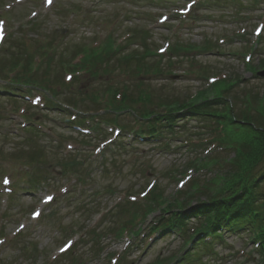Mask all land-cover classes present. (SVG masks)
Listing matches in <instances>:
<instances>
[{
  "label": "rangeland",
  "instance_id": "374dc122",
  "mask_svg": "<svg viewBox=\"0 0 264 264\" xmlns=\"http://www.w3.org/2000/svg\"><path fill=\"white\" fill-rule=\"evenodd\" d=\"M187 1L0 0V264H264L249 235L226 234L206 249L186 244L183 230L160 224L172 210L192 217L196 205L208 202L201 194L216 189L209 161L232 155L219 149L193 154L187 143L217 134L213 121L228 132V119L186 117L164 144L126 148L118 146L133 144L131 134L106 148L103 139L94 141L95 133L83 137L67 123L107 108L105 97L113 101L116 92L170 107L174 99L211 98L220 86L234 84L236 114L249 95L264 98V0ZM181 16L185 20L177 21ZM110 44L120 53L95 61ZM80 52L96 57L77 58ZM80 58L88 75L72 71ZM16 68L19 73L10 74ZM38 88L79 113L57 110ZM126 115L118 121L132 126L134 118ZM117 227L125 231L113 235ZM69 239L74 248L61 256Z\"/></svg>",
  "mask_w": 264,
  "mask_h": 264
},
{
  "label": "trees",
  "instance_id": "16d2710c",
  "mask_svg": "<svg viewBox=\"0 0 264 264\" xmlns=\"http://www.w3.org/2000/svg\"><path fill=\"white\" fill-rule=\"evenodd\" d=\"M111 44L95 61L102 62L103 57L111 59L112 56L120 53L121 50L111 48ZM90 54L87 55L88 59L95 56ZM87 64L84 63L85 68ZM137 75L145 77L146 74L140 71ZM22 77H26L25 74ZM233 85L220 86L223 90L211 98L203 93L191 103L177 105L171 102L174 108L162 104V101L156 102L157 105L147 106L145 101L126 99L125 93L122 99L117 101L115 99L117 92L113 94L112 103L121 105L115 106L114 110L117 113L130 111L141 120L148 119L151 123L148 129L157 128L161 121L166 123L163 127L165 132H170L174 124L184 121L186 117L192 116L208 121L209 118L217 117L228 119L227 126L230 130L227 132L225 128L223 144L228 156L232 155V157L213 158L214 160L209 161L210 166L213 167L212 172L216 171V177L213 179L216 189L202 193L201 195H209L208 202L196 207L195 210L202 217V228L207 227L204 232L206 236L213 235L217 238L219 232L252 231L254 242L259 244V254L264 258V98L260 99L261 92L249 95L245 109L242 111L239 107L236 114L234 108L237 103L239 106V101L236 102L233 95V87L235 88ZM47 90L49 91L48 88ZM229 103H231L230 107L227 106ZM162 107L168 109L164 114L158 112L164 109ZM152 108L158 110L152 111ZM231 124L235 127H230ZM181 208L183 207L179 206V209ZM202 240L201 238L196 246H201ZM202 248L210 249L206 246Z\"/></svg>",
  "mask_w": 264,
  "mask_h": 264
},
{
  "label": "snow or ice",
  "instance_id": "6c2138e0",
  "mask_svg": "<svg viewBox=\"0 0 264 264\" xmlns=\"http://www.w3.org/2000/svg\"><path fill=\"white\" fill-rule=\"evenodd\" d=\"M47 2L49 3V4H51L52 3V0H47ZM6 183H7V181H5ZM51 199V197H49V200ZM37 215H39L38 213H37Z\"/></svg>",
  "mask_w": 264,
  "mask_h": 264
},
{
  "label": "water",
  "instance_id": "95a60500",
  "mask_svg": "<svg viewBox=\"0 0 264 264\" xmlns=\"http://www.w3.org/2000/svg\"><path fill=\"white\" fill-rule=\"evenodd\" d=\"M263 75H264V73H263Z\"/></svg>",
  "mask_w": 264,
  "mask_h": 264
}]
</instances>
